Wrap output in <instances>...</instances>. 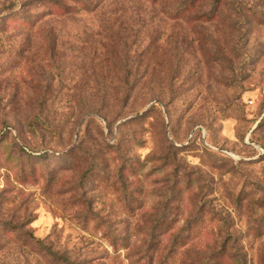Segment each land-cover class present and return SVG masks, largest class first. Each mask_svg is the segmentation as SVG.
<instances>
[{
  "label": "rangeland",
  "instance_id": "rangeland-1",
  "mask_svg": "<svg viewBox=\"0 0 264 264\" xmlns=\"http://www.w3.org/2000/svg\"><path fill=\"white\" fill-rule=\"evenodd\" d=\"M177 1L0 0V264H264V0Z\"/></svg>",
  "mask_w": 264,
  "mask_h": 264
},
{
  "label": "trees",
  "instance_id": "trees-1",
  "mask_svg": "<svg viewBox=\"0 0 264 264\" xmlns=\"http://www.w3.org/2000/svg\"><path fill=\"white\" fill-rule=\"evenodd\" d=\"M225 1H227V0H178L176 2V6H175L173 13L176 15L178 13L187 12V11L197 7V5H200V6H204V7L199 12V15L202 17L204 16L206 19H210L215 15V10L220 5V3L225 2ZM80 2L82 4H84L85 2H88V0H80ZM25 12H26V9H22L21 11L18 12V14H20L19 16H23L22 18L24 20L27 18H31L32 15H26ZM237 16H238L237 22H238V20H241L240 21L241 23L244 22V18L242 15L239 14ZM239 16H240V18H239ZM257 17L258 16H252V18H257ZM36 122H38L37 118L32 120V122H30V126L32 127V130H35V126H36L35 123ZM34 158H39V156L34 157ZM32 240L38 246L41 245V240L36 239V238H33ZM49 255L54 257V254H52V253H49ZM63 259H64V261L66 260V258H64V257H63ZM73 263H74V261H72V263H70V264H73Z\"/></svg>",
  "mask_w": 264,
  "mask_h": 264
}]
</instances>
